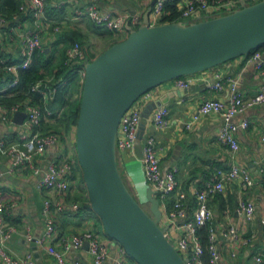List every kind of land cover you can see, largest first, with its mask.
I'll list each match as a JSON object with an SVG mask.
<instances>
[{
	"label": "crops",
	"instance_id": "crops-1",
	"mask_svg": "<svg viewBox=\"0 0 264 264\" xmlns=\"http://www.w3.org/2000/svg\"><path fill=\"white\" fill-rule=\"evenodd\" d=\"M46 8L51 5L52 15L48 16V24L42 34V47L47 55L45 58L54 57L48 66V71L44 72L45 77L53 80V68L60 61V48L63 42L57 43L58 33L64 31H77L81 37V46L87 52L89 58L97 55L90 44L102 46V50L111 43L121 40L127 35V30L122 33L112 32L105 28L95 26L89 19L74 18L75 7L84 6L94 2L103 11H140L142 16L148 9L141 0H45ZM54 3H61L53 6ZM56 17V18H52ZM28 15L18 16L16 23L28 25L31 23ZM56 23L60 27L58 31L51 28V24ZM11 23L8 21L0 29V53L9 59H20L19 39L15 32L10 29ZM97 47V49H98ZM49 52V54H48ZM99 54V53H98ZM221 80L235 78L244 98L253 96L264 83V75L254 66L250 56H239L214 67L198 71L187 75L190 82L185 87H178L176 79L166 81L149 91L150 98L154 100L168 91H174L163 107L168 111V124L165 128H155L151 121L147 120L142 139H137L133 150L117 149V161L120 173L123 176L129 189L135 195H139L142 200L146 199V183L143 174V143L145 137L152 135L155 139L158 154L160 156V169L165 172L171 168L176 169V179L179 188L187 192L185 206L187 207V218L193 216L196 206L194 197L195 190L204 187L205 181L215 168L228 169L232 163L245 167L253 178L251 186L244 187L239 180H233L225 184L224 190L216 193L208 199V206L212 211L211 223L220 230L225 229L230 223L236 225L241 237H248L247 244L237 243V253L231 256L232 247L229 240L219 235L218 249L221 254V264H254L253 255L264 254V228L260 223L264 216V179L259 172L258 163L264 159V144L260 141V135L264 133V102L247 108L243 113L233 116L232 120L239 123L243 118L248 120V126L239 128L235 136L239 143V148L232 152L228 146L221 145L216 134L222 124V117L218 113H208L200 116L197 121L191 123L190 128L185 127V123L191 121L199 104L205 98H217L226 100L228 91L226 87L221 90H214L210 85L217 78ZM5 85V84H4ZM14 120V117H13ZM20 124L5 123L0 120V138L6 141H14L19 138L22 131ZM75 133L70 132L69 138L59 145H51L42 154L35 156V163L45 166L47 161L56 157L58 153L75 160L74 175L71 177V188L61 192L54 189H37V176L32 174L27 168H18L13 172H7L11 164L9 155L0 154V195L9 202H14L15 206L6 216V220L17 227V231L7 242L8 249L15 255H24L32 252L37 264H56L53 257L46 253L48 246L61 248L59 236L47 239L43 246H36L34 249L31 242L24 238V230L30 228L35 236L42 234L44 230V219L42 207L45 199L51 201H61L64 204L62 212L53 211L52 218L58 228V233L71 235L91 228L98 237L109 246L110 255L119 248L118 242L110 238L103 230L99 217L84 206L88 201L87 189L81 185V169L76 164ZM64 140V139H63ZM171 198L173 195L170 196ZM239 199H248L254 203V218L250 222L241 219L236 213V205ZM79 202L81 204L77 212L72 213L70 203ZM168 206V205H167ZM162 210L161 226L166 227L172 238L180 235L181 230H177L172 225H168L165 218L166 212ZM180 218L178 221H182ZM69 263L92 264L87 248L82 246L79 249L69 250L66 254ZM102 264H113L110 256Z\"/></svg>",
	"mask_w": 264,
	"mask_h": 264
},
{
	"label": "built area",
	"instance_id": "built-area-1",
	"mask_svg": "<svg viewBox=\"0 0 264 264\" xmlns=\"http://www.w3.org/2000/svg\"><path fill=\"white\" fill-rule=\"evenodd\" d=\"M141 0L142 4L149 10L148 25L161 23L163 7L166 0ZM253 3L259 0H246ZM61 3H54L53 6H59ZM45 0H22L19 10L30 17L31 23L28 25L14 23L9 27L15 32L19 39L20 59H9L0 56V73L7 76L5 85L0 88V98L8 96L5 94L8 89L14 88L20 81L19 71L29 66L32 56L36 50H42V34L46 30L48 17L46 14ZM176 6L179 11L177 20L194 21L215 17L232 11L239 6L238 0H176ZM74 18L89 19L95 26L105 28L112 32L122 33L125 25L128 23L132 28H137L142 23V14L140 11H103L94 2L84 6L75 7L73 10ZM7 22L0 13V29ZM59 26L54 30L58 31ZM250 58L254 62L255 68L264 75V45L259 50H255ZM87 60V52L77 41L69 45L65 50L64 65L71 66L76 72L80 81L84 77V63ZM217 80L210 85L214 90L227 88L228 98L220 100L217 98H205L197 107L192 115L191 121L185 123L186 128H190L191 123L197 121L200 116L208 113H218L222 117V124L217 131L216 137L221 145L228 146L232 152L239 148V143L235 136L239 128L248 126V120L243 118L239 123L232 120L233 116L243 113L247 108L264 102V83L260 85L258 91L251 97L244 98L235 78L221 80L216 75ZM65 80H61L63 83ZM190 82V78L185 75L176 78L175 84L178 87H185ZM60 83V82H59ZM58 85L52 86L51 79L42 77L30 83L27 90L22 94L38 93L44 101L52 97ZM150 91V90H149ZM147 91L141 95L130 107L122 114L116 134V147L121 150H133L137 141V133L141 120V113L144 105L150 98ZM136 103V104H135ZM23 111L25 116L20 126L23 128L19 138L14 141H6L0 138V154L9 155L12 159L7 172H13L18 168L25 167L32 174L37 176L36 188L54 189L56 191H67L71 188V175L74 169L75 160L58 153L55 158L47 161L43 167L35 163V156L42 154L47 147L59 145L60 137L52 132H41L40 121L43 116L42 109L33 104L29 99L16 101L7 106L0 102V120L5 123H14L15 112ZM45 113L50 115L52 112L45 107ZM152 125L157 129L165 128L168 124V111L166 108L158 107L152 111L149 116ZM260 141L264 144V133L260 135ZM143 174L146 183L155 191L159 200L160 209L166 214L165 218L168 225H172L182 233L174 238L170 235L168 229L165 230L166 238L173 244L175 249L182 257L187 258V264H202L201 255L206 251L209 255L211 264H221V254L218 249L219 235L229 240L232 247L231 256L237 253V243L247 244L248 237H241L237 231L236 225L230 223L225 229L220 230L212 223V211L208 206V199L216 193L224 190L225 184L233 180H239L244 187L253 185L254 180L245 167L232 163L228 169L215 168L204 183V187L195 190L194 197L196 206L191 218H187V207L185 198L187 192L179 188L176 179V169L171 168L164 173L160 169V156L156 147L155 139L148 135L143 143ZM259 172L264 179V159L258 163ZM3 174L0 171V176ZM173 195L174 200L170 207L167 206V199ZM15 206L14 202L6 201L0 195V264H37L33 253L27 252L24 255H15L8 247L7 242L17 231V227L6 220V216ZM81 204L77 201L70 203L72 213L77 212ZM64 204L57 200L51 201L45 199L42 207V216L44 219V230L41 235L35 236L30 228L24 230V238L27 242H34L37 246H43L47 239L59 236L61 248L48 246L45 250L48 255L53 257L56 264H79L78 262L69 263L66 254L69 250L79 249L85 242L88 243L87 252L92 264H102L110 258V250L107 243L101 240L97 233L91 228L85 229L75 234H60L51 216L53 211L62 212ZM254 203L248 199H239L236 205V213L246 222L254 218ZM182 218V221L178 219ZM209 223L206 235L205 246L201 245L200 237L197 233L198 228ZM260 223L264 228V216ZM113 264H138L129 259L124 249L119 245L115 257L112 258ZM254 264H264V254L253 255Z\"/></svg>",
	"mask_w": 264,
	"mask_h": 264
},
{
	"label": "water",
	"instance_id": "water-1",
	"mask_svg": "<svg viewBox=\"0 0 264 264\" xmlns=\"http://www.w3.org/2000/svg\"><path fill=\"white\" fill-rule=\"evenodd\" d=\"M232 11L206 19L177 20L125 27L127 35L84 63L81 98L75 126V149L92 210L103 230L138 264H187V258L166 238L155 191L146 189L148 209L123 179L116 134L122 114L141 95L166 82L214 67L264 45V0H238ZM155 0L151 1V5ZM174 91L147 102L137 139H142L152 111ZM25 113L17 111L21 124ZM34 249L36 246L31 242ZM86 248L88 243L83 244ZM114 251L110 256L115 257Z\"/></svg>",
	"mask_w": 264,
	"mask_h": 264
},
{
	"label": "trees",
	"instance_id": "trees-1",
	"mask_svg": "<svg viewBox=\"0 0 264 264\" xmlns=\"http://www.w3.org/2000/svg\"><path fill=\"white\" fill-rule=\"evenodd\" d=\"M22 0H0V13L5 17L9 23L14 24L18 16L25 15L19 10V5ZM53 8L51 5L46 8V14L48 16L52 15ZM179 11L176 6V0H166L163 7V15L161 17L160 22H172L177 19ZM53 19L56 17H52ZM57 26L56 23L51 24V28ZM57 43L63 42V46L60 48V61L53 68H50L51 71L54 70V77L51 81V85H58L54 91V94L47 101H44L40 94L38 93H28L27 95L22 94L25 92L30 85L31 82L45 77L46 74L44 72L48 71V66L50 62L53 61L54 57L52 53L51 56L45 58L47 53L45 49L36 50L32 56L31 62L29 66L25 69H20L19 77L20 81L18 85L14 88L8 89L5 94H10L8 96H3L0 98V102L4 105H11L16 101H22L25 98L29 99L33 104L38 105L42 111L43 116L40 121V131L41 132H52L57 134L60 139L63 141L64 134H70L75 130L79 104L81 98V90H82V81L76 72L73 71L71 66L64 65L63 60L65 56L66 48L71 45L73 42L77 41L81 43L80 34L77 31H64L58 33L57 35ZM116 42V41H115ZM114 43V42H113ZM112 44V43H111ZM110 44V45H111ZM263 46L253 49L249 51L244 56H250L255 50H259ZM103 51V50H102ZM49 54V52H48ZM2 57L3 54L0 53ZM90 58L87 56V60ZM44 71V72H43ZM65 80L61 83V80ZM7 76L4 73H0V88L4 86L6 83ZM60 82V83H59ZM79 93L78 97H73V93ZM45 107L51 110V114L47 115L45 113ZM75 145V143H74ZM76 164L79 167L77 162V157L75 156ZM72 174L74 175V169ZM71 175V177L73 176ZM122 175V174H121ZM123 177V176H122ZM81 185L86 188L84 180L81 175ZM84 206H87L90 210H92L89 199ZM174 196L167 199L168 207L173 203ZM93 211V210H92ZM94 212V211H93ZM95 213V212H94ZM209 223L198 228V235L200 237V242L202 246L206 244V235ZM202 264H211L209 261V255L206 251L201 255Z\"/></svg>",
	"mask_w": 264,
	"mask_h": 264
},
{
	"label": "rangeland",
	"instance_id": "rangeland-1",
	"mask_svg": "<svg viewBox=\"0 0 264 264\" xmlns=\"http://www.w3.org/2000/svg\"><path fill=\"white\" fill-rule=\"evenodd\" d=\"M123 38V37H122ZM121 38V39H122ZM90 46L92 47V49H94L96 52H98V53H100V50L102 49V46L103 45H100L99 47L98 46H96V44L95 43H91L90 44ZM97 47H98V49H97ZM97 53V54H98ZM91 59V58H90ZM73 97H78L79 96V93H78V91L77 92H75V93H73V95H72ZM135 102V101H134ZM136 104V103H135ZM74 133H75V130H74ZM66 137H67V139L69 138V134H64V140L63 141H65V139H66ZM75 138V137H74ZM156 195V194H155ZM136 196V198H137V200L139 201V203H141V205L144 207V208H146V209H148V206H147V203L145 202V200H142L140 197H139V195H135ZM157 196V195H156ZM161 224V221H159V225ZM180 254H182L183 255V252H180ZM129 258V257H128ZM130 259V258H129Z\"/></svg>",
	"mask_w": 264,
	"mask_h": 264
}]
</instances>
